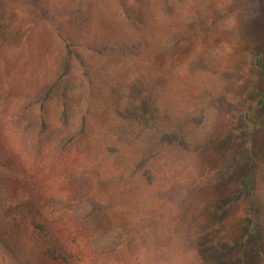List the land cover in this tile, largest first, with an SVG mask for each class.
I'll list each match as a JSON object with an SVG mask.
<instances>
[{"label":"trees","instance_id":"1","mask_svg":"<svg viewBox=\"0 0 264 264\" xmlns=\"http://www.w3.org/2000/svg\"><path fill=\"white\" fill-rule=\"evenodd\" d=\"M212 249L264 264V0H0V264Z\"/></svg>","mask_w":264,"mask_h":264},{"label":"rangeland","instance_id":"2","mask_svg":"<svg viewBox=\"0 0 264 264\" xmlns=\"http://www.w3.org/2000/svg\"><path fill=\"white\" fill-rule=\"evenodd\" d=\"M250 150V149H249ZM248 152V149H247ZM246 153L245 146L243 147L242 141H235L233 143H230L226 145L224 149V157L226 160H224V164L231 166H234V169L226 168L227 169V181L232 182L237 176H238V168H240V165L243 163V160H246V156H244ZM229 170H232V174H229ZM236 249H222L219 253L215 251V249H212L210 252L216 253L217 255L213 258L206 259L208 261V264L212 262L211 264H235L233 262V258L237 254Z\"/></svg>","mask_w":264,"mask_h":264}]
</instances>
